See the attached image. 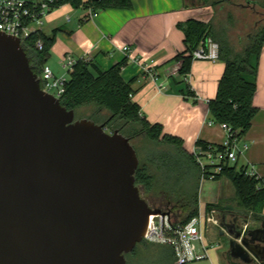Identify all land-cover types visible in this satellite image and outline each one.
I'll list each match as a JSON object with an SVG mask.
<instances>
[{"label":"water","instance_id":"obj_1","mask_svg":"<svg viewBox=\"0 0 264 264\" xmlns=\"http://www.w3.org/2000/svg\"><path fill=\"white\" fill-rule=\"evenodd\" d=\"M138 154L118 130L75 119L45 91L20 38L0 31V264H127L152 208ZM222 213L227 255L264 261V225ZM221 235H226L224 231Z\"/></svg>","mask_w":264,"mask_h":264},{"label":"trees","instance_id":"obj_2","mask_svg":"<svg viewBox=\"0 0 264 264\" xmlns=\"http://www.w3.org/2000/svg\"><path fill=\"white\" fill-rule=\"evenodd\" d=\"M198 1L204 7L213 8L215 14L208 22L189 19L179 25L185 33V51L174 59L182 60L179 72L186 75L191 69L192 53L200 43L208 37L218 42L219 60L225 63V70L219 81L216 96L208 100L209 117L214 123H226L234 137L241 139L252 128L259 112L254 98L259 62L264 49V24L248 32L244 40L239 41L240 50L235 48L230 32L235 26V10L254 12L255 7L264 9V0ZM65 4H70L76 9L92 8L93 12H96L106 8H130L132 0H54L53 7L55 9ZM220 15L224 17L219 18ZM41 37L44 41L43 50L35 46L38 39L36 35L22 44L33 71L39 77L49 58L55 34L49 37L42 33ZM123 65L124 62L103 72L89 60L76 61L69 69L70 76L65 92L60 96L61 104L75 112L91 107L92 111L87 119L104 124L107 130H118L130 141L142 138L143 143L155 145L151 148L141 142L142 152L152 151L146 152L144 159H139L135 172L136 185L149 206L168 212L176 223H187L199 213L201 181L210 178V172L201 168L196 156L185 148L182 138L165 134L162 124L151 123L142 116L140 105L132 99L133 88L121 76ZM188 88L190 93L195 95L190 85ZM209 145L216 150L222 149L221 145L209 144L202 140L196 142V146L203 150H207ZM176 155L196 169V185L192 196L186 192L174 196L165 187L167 182L173 180L170 179L172 158ZM245 170L244 166L238 167L236 163L225 161L223 170L215 174L213 179L227 177L235 188V199L208 203L206 208H216L221 213L233 211L247 217L251 222L250 227H261L264 225V180L261 177L248 176ZM163 175L167 177L162 179L161 185L158 182ZM252 264H264V261Z\"/></svg>","mask_w":264,"mask_h":264},{"label":"crops","instance_id":"obj_3","mask_svg":"<svg viewBox=\"0 0 264 264\" xmlns=\"http://www.w3.org/2000/svg\"><path fill=\"white\" fill-rule=\"evenodd\" d=\"M66 5L63 21L51 12L42 28L46 36L55 34L49 57L51 53L64 56L63 63L67 56L75 62L89 60L103 72L124 62L121 76L133 88L132 99L140 105L143 117L151 123L162 124L165 134L182 138L185 148L192 153L198 140L214 145L224 142L226 130L220 124H210L208 100L217 94L225 63L192 60L189 73L181 75L182 60L174 59L185 51V33L179 25L189 19L208 22L215 14L213 8L200 5L198 0H132L130 8H106L90 14L89 9ZM72 9L81 11L75 14ZM124 46L130 51L124 50ZM188 85L195 95L190 93ZM254 104L259 112L244 136V143L248 145L245 153L251 151V158L257 163L248 160L241 166H254L264 180V49ZM235 196V188L234 195L219 191L214 198L203 196L206 199L202 202L199 194L200 210H206L208 203L231 200ZM210 237L213 244L219 238L214 235V239L211 234ZM146 243L161 250L169 248L175 257L169 245ZM221 246L219 242L216 247ZM212 249L208 250V258L213 256L219 264H243L232 260L224 247L221 253Z\"/></svg>","mask_w":264,"mask_h":264},{"label":"built area","instance_id":"obj_4","mask_svg":"<svg viewBox=\"0 0 264 264\" xmlns=\"http://www.w3.org/2000/svg\"><path fill=\"white\" fill-rule=\"evenodd\" d=\"M54 0H0V31L20 38L21 44L32 36H38L35 46L39 50L44 49V41L41 37L45 19L54 10ZM90 14L93 9L89 8ZM70 19V17H67ZM124 50L130 51L128 46ZM192 60H205L216 62L219 60V44L211 37L203 40L193 51ZM71 56H67L64 66L71 68L75 64ZM148 65L146 64V67ZM42 88L59 97L65 92L68 78L55 77L52 69L45 65L40 76ZM210 121V124H213ZM226 130V139L221 144L222 149L216 150L209 145L207 150L195 147L193 154L203 170L210 172V179L223 170L225 161L237 162L239 155L248 149V145L239 146L240 139L234 137L231 128L226 123L220 124ZM246 174L250 177L260 178L255 167L246 168ZM222 213L216 208L199 211L187 223H176L168 212L152 214L149 217L144 240L152 244H164L173 248L176 264H186L195 260L207 258L209 247L214 241L210 237V230L216 227L220 232L224 231L229 236L227 229L222 226ZM250 221L243 225L244 234ZM198 242V247L193 245Z\"/></svg>","mask_w":264,"mask_h":264},{"label":"rangeland","instance_id":"obj_5","mask_svg":"<svg viewBox=\"0 0 264 264\" xmlns=\"http://www.w3.org/2000/svg\"><path fill=\"white\" fill-rule=\"evenodd\" d=\"M65 6L67 5L65 4L61 7L55 8L52 11L53 13L58 14L59 21L64 20L63 17L65 14L63 13V10L67 8ZM80 11L81 10L72 9V12H74L75 14H79ZM234 16H235V21H234L235 26L231 30L230 36H231V40L235 48L237 50H240L241 48L239 46V41L244 40L248 32L254 31V29H256L259 25L264 24V9L260 7H255L254 12H251L250 10L244 11L241 9H237L234 11ZM221 17H224V15L223 16L220 15L219 18ZM217 18L218 16L216 17V19ZM63 57L64 56H58L57 54L51 53L46 63H48L52 67L55 73L54 74L55 77L64 76L66 78H69L70 76L69 71H68L69 68L64 66ZM91 109H92L91 107H86L82 111H76L75 119H87L89 114H91V111H92ZM107 131L113 132L111 129H108ZM244 136L240 139L239 146H242L245 144ZM143 140L144 139L139 138V139H134L130 141L133 147L135 148V150L137 151L139 159H144L146 152L148 153L152 151V150L150 151L143 150L142 152L141 142L143 143ZM143 145L151 147V148L155 146L148 142L143 143ZM263 146H264V143H263ZM245 152L246 151H243L239 155L238 162H231L230 164L236 163L238 167H241V165L247 162L248 160L255 162L254 159L251 158V155L253 153L251 151L247 153ZM172 162H173L172 163L173 168H172L170 179L172 178L173 180L167 182L166 183L167 185H165V187L169 191H171L174 194V196H178L182 192L183 193L186 192V194H188L189 196H192L195 190V185H196L195 167L193 165H190L189 162H183V160H181V157H178L177 155L172 158ZM163 176L164 177L159 178L160 180L158 182L161 185L163 184L161 183L163 181L162 179L164 178L166 179L167 177L165 175ZM219 191H222L224 195H228L232 193L234 195V186L227 177L224 176L218 180H214L210 178L203 179L200 185V198H202L200 199L201 202L206 199L203 196H207V197L210 196V198H214L218 194ZM234 199L235 198L231 200H234ZM203 206H205V203L203 204ZM216 229H217L216 227L211 228L210 234L212 238L214 239H215V237H213L214 235H216L219 238L215 239L216 240L214 244L215 247H211L209 248V250L213 248L212 252L213 250H216L218 253H221L224 247L227 252L229 237L226 235H220V231ZM219 242L220 244L222 243L223 247L222 246L219 248L216 247ZM193 245L195 247H198L199 244L198 242H194ZM212 257L213 256H210L209 258L207 257L201 260H195L193 262H189L186 264H219ZM126 260H127V264H176L175 257H173L169 248H164L163 250H161V248L155 247V245H148V243H146L145 240H143L142 243L137 244V246L135 247L133 251L126 254Z\"/></svg>","mask_w":264,"mask_h":264}]
</instances>
